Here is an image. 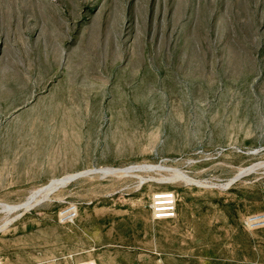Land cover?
<instances>
[{
    "label": "rangeland",
    "instance_id": "374dc122",
    "mask_svg": "<svg viewBox=\"0 0 264 264\" xmlns=\"http://www.w3.org/2000/svg\"><path fill=\"white\" fill-rule=\"evenodd\" d=\"M89 261L264 264V0H0V264Z\"/></svg>",
    "mask_w": 264,
    "mask_h": 264
},
{
    "label": "built area",
    "instance_id": "2783aa9c",
    "mask_svg": "<svg viewBox=\"0 0 264 264\" xmlns=\"http://www.w3.org/2000/svg\"><path fill=\"white\" fill-rule=\"evenodd\" d=\"M167 194V203H162V193H158L152 199L149 207L154 220L170 219L176 216L177 212V199L174 193L164 192ZM80 264H96L95 262H83Z\"/></svg>",
    "mask_w": 264,
    "mask_h": 264
}]
</instances>
